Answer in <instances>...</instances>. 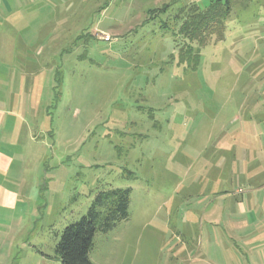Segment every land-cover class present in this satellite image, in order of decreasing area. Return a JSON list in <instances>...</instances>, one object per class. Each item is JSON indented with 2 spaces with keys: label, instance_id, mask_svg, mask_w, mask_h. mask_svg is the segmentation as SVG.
Here are the masks:
<instances>
[{
  "label": "rangeland",
  "instance_id": "obj_1",
  "mask_svg": "<svg viewBox=\"0 0 264 264\" xmlns=\"http://www.w3.org/2000/svg\"><path fill=\"white\" fill-rule=\"evenodd\" d=\"M208 1L0 0V144L13 156L0 176L13 194L0 204V264H60L63 228L116 187L131 188L129 216L95 234L93 264H253L264 0H230L222 38L193 70L171 17Z\"/></svg>",
  "mask_w": 264,
  "mask_h": 264
},
{
  "label": "trees",
  "instance_id": "obj_2",
  "mask_svg": "<svg viewBox=\"0 0 264 264\" xmlns=\"http://www.w3.org/2000/svg\"><path fill=\"white\" fill-rule=\"evenodd\" d=\"M183 7L171 17L173 25L178 24V30L173 34L177 33L186 40V44L178 50L179 62L190 63L189 66L194 70L200 58L198 49L203 47L212 35H216L217 39L222 38L224 20L231 11L230 0H209L202 8L197 3H188ZM167 8L168 4H164L158 10H151L150 17L157 13H166ZM162 27L168 29V22L164 21ZM195 42L198 47L192 46ZM58 76L59 72L56 73L59 82ZM130 201V187L108 188L97 192L85 214L61 231L55 245V254L60 264H93L89 252L93 247L95 234L107 232L127 219Z\"/></svg>",
  "mask_w": 264,
  "mask_h": 264
},
{
  "label": "crops",
  "instance_id": "obj_3",
  "mask_svg": "<svg viewBox=\"0 0 264 264\" xmlns=\"http://www.w3.org/2000/svg\"><path fill=\"white\" fill-rule=\"evenodd\" d=\"M2 37V34L0 35ZM7 46L10 47L12 45L10 42V38H8ZM4 43L2 39L0 40V47H2ZM8 114V111L4 108L0 107V126L2 122L5 121V116ZM1 136V135H0ZM13 156L6 151L2 150L0 144V176H5L9 173L10 167L12 165ZM12 192L10 189L5 188L0 182V204H4L10 206L12 203ZM11 205V206H12ZM259 229V228H258ZM259 238H262L261 236ZM252 255V254H251ZM253 264H264V248L257 249L255 253H253Z\"/></svg>",
  "mask_w": 264,
  "mask_h": 264
}]
</instances>
